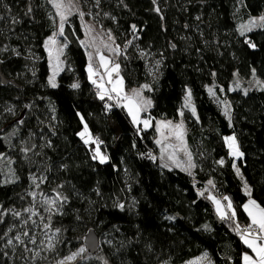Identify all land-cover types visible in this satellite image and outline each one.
<instances>
[{
  "label": "trees",
  "instance_id": "1",
  "mask_svg": "<svg viewBox=\"0 0 264 264\" xmlns=\"http://www.w3.org/2000/svg\"><path fill=\"white\" fill-rule=\"evenodd\" d=\"M81 1L124 49L119 63L126 87L151 86L145 94L153 105L143 117L179 120L184 111L196 167L192 175L162 167L153 156L159 153L155 125L134 126L115 104L106 111V99L98 98L88 79L86 49L79 43L85 32L77 15L65 24L66 67L52 88L43 45L56 30L49 18L51 13L57 21L55 10L47 0H0V69L9 80L4 84L0 78V154L14 161L11 167L19 176L15 183H0V205L23 211L33 202L28 192L38 190L30 188V176L47 177L39 189L67 197L52 216L53 228L61 229L58 257L82 245L91 229L100 238L97 253L88 252L75 264H185L204 253L212 264H242L249 250L234 225L217 219L209 191L204 196L198 192L212 180V195L228 196L237 216L247 222L242 205L249 197L235 163L251 198L264 206V90L249 89L247 95L243 87L229 91L236 77L252 79L253 69L264 81V29L244 36L238 31L250 18L264 16V0H100L98 7L95 0ZM75 82L77 89L71 87ZM212 85L230 100L231 123L209 94ZM189 89L195 116L183 108ZM98 104L102 115L90 111ZM84 123L103 142L106 163L93 159L91 145L78 135ZM233 134L244 153L238 159L229 155L223 139ZM32 145L25 156L20 149ZM4 220L0 235L20 225L11 215ZM28 254L22 246L13 250L0 241V264H31Z\"/></svg>",
  "mask_w": 264,
  "mask_h": 264
},
{
  "label": "snow or ice",
  "instance_id": "2",
  "mask_svg": "<svg viewBox=\"0 0 264 264\" xmlns=\"http://www.w3.org/2000/svg\"><path fill=\"white\" fill-rule=\"evenodd\" d=\"M47 2L52 6L55 10V17H58V23L53 18L52 14H49V18L53 20L54 27L57 30L53 31L51 35H49L44 41V48L47 53L49 59V68L51 70V74L48 77V84L52 88L58 87L56 77L59 75L61 71L64 70V61L61 57L64 55V50L68 47V37L65 35V24L69 21V18L73 15H77L81 21H83L85 15H91L92 13L89 11L85 13L80 7V0H47ZM155 3V0H153ZM100 4V0H95V5L98 7ZM159 11V8L156 9ZM32 12V8L29 6L28 13ZM3 19V17H0ZM84 31L87 36L90 37V40H79L81 47H84L86 50L91 49V51H87V67L86 72L88 74L89 81L95 85L98 89L97 96L100 100L115 101V106L122 107L126 110L128 116L131 118V122L134 126L143 125L144 128H148L152 126V117L147 116L142 118V114L147 113L148 110L152 107L153 102L150 98H147L143 95L145 90L152 91V88L149 84H143L138 88H131L130 90H125V82L124 77L121 75V63L117 62V58L123 55L120 45L115 44V39L112 36L111 30H107V41L99 36H93L92 33L95 31L93 26L88 24H84ZM133 31H135L136 26H132ZM254 28L264 29V16L259 18H250L247 23H243L239 26L238 31L241 36H244L247 32H251ZM75 35V32H73ZM60 37L63 40L59 39ZM99 40V43L97 41ZM108 41H111L109 43ZM249 43V46L255 48L254 43H250L247 39L245 41ZM132 43L131 40L124 45V48H127L128 45ZM107 53V54H106ZM141 55H145V53H141ZM96 60L98 63L94 64L93 61ZM160 61H156V64L159 65ZM103 69V74H101L100 69ZM215 75V73H213ZM99 77V80L96 79ZM105 77L107 80L105 81ZM253 77H255V70L253 69ZM111 85L110 88L106 87L105 84ZM235 87L238 89L240 87L239 81H235ZM256 84L260 86L261 90H264V83L260 81H256ZM73 89H77L80 87L79 82H75L71 85ZM207 87V86H206ZM208 92L210 95L215 96L216 93L213 92L212 87H208ZM235 90L230 88L229 91ZM220 91H224V89H220ZM249 89H244V94L247 95ZM224 115L229 119L231 123V115H230V105L227 101L224 102ZM27 107V106H26ZM106 108H110L111 105L105 104ZM183 108H188L191 110L192 115H196V109L192 105V93L191 90H187ZM11 111V109H10ZM178 115L180 117L184 116V111H179ZM81 121L83 123L84 118L81 117ZM23 123V121H20ZM168 131V135H165L164 130ZM156 131L160 134L161 139H157L155 143L157 145H162L161 147V159H163L164 155H167L168 160L171 161L173 165L181 168L182 171H187L189 175H192L191 169L196 167V165L192 162L191 153L188 152L187 145L184 140L185 136V127L183 119L178 123H173L172 120L167 121H157L156 122ZM80 138L83 140L85 145L94 144L96 147L94 149L93 159H98L101 164H104L108 161V157L106 154L101 152L100 145L103 143L99 138H94L89 131L88 125L86 123L83 124V130L78 133ZM170 138H174L178 141L177 144H164L165 140ZM225 144L229 149V155L234 158L243 157L244 153L240 150L239 143L235 134L230 136H225L224 138ZM35 148V145L29 147H22L20 150L22 153L27 156V153L32 151ZM172 149V151H169ZM179 149L184 153L187 157L186 164H182L181 160L176 156V150ZM151 155V154H149ZM153 159H155L153 157ZM7 161V171H5L3 162ZM14 161L7 157L5 154H0V176H3L4 179L0 181L3 184L15 183L19 180V176L16 174L15 170L11 167ZM221 165L224 164V160L218 161ZM162 167H168L167 164H162ZM233 168L236 170L237 175L241 176L243 179L239 168L235 163H233ZM32 184L30 188L39 189L40 185L47 179L45 176L37 177L36 175L30 176ZM39 181V182H37ZM208 184L213 188L215 185L212 180L208 181ZM244 193L248 198L247 202L242 205L243 211L246 213L249 218V223L246 226H241L240 223L236 222L234 231L237 235L240 236L241 241L245 244V246L251 250L253 255L249 253H244L242 256L243 264H264V206L259 204L255 199L251 198V188L247 184L244 183ZM208 189L205 188L198 192L200 196H204L205 192ZM28 195L32 197L33 203L27 208L23 209V213H27L26 217L22 216L21 211L15 208H3V205H0V224L5 222V216L11 215L13 220H19L20 225L17 226L15 223L7 228L2 235H0V241L3 242V246L5 248L11 247L13 250L19 246L23 247L25 252L33 251L28 247V245H37V238L34 231L29 229V222H31L34 226H40L42 230L45 231V235L47 236V232H53V237L56 233L61 231L60 228H52V216L58 214L60 208L63 207V203L67 200V197L63 196L62 193L57 192L54 197L46 195L42 190L40 192L41 199L39 203L41 206L45 207V211L49 213L48 217L45 218L39 212L34 210L35 204L37 203L36 197L37 192L35 190L29 191ZM23 199V197H22ZM207 199L210 200L216 208V213L221 220L227 221H236L237 212L233 207V203L228 196H223V200L227 201V205H222L221 201L217 199L212 194L207 196ZM119 208L123 209V204L117 205ZM39 216L41 221L40 225H37V221L33 220L32 217ZM167 219L172 220L174 217H167ZM207 227V226H205ZM10 233H14L10 235ZM53 237L48 238V243L46 248L48 250H53L55 245L52 243ZM39 246H44V241L41 240L39 242ZM45 250V247H41V251ZM87 249L85 247H80L77 251L71 252V254L65 255L63 258L57 260L56 264H73L74 261L77 260V257L82 256ZM40 256V251L33 252V261L36 257ZM46 258V257H45ZM204 261H207V264H212L211 260L208 258V254L204 253L203 256L197 257L194 260L188 262V264H203Z\"/></svg>",
  "mask_w": 264,
  "mask_h": 264
},
{
  "label": "rangeland",
  "instance_id": "3",
  "mask_svg": "<svg viewBox=\"0 0 264 264\" xmlns=\"http://www.w3.org/2000/svg\"><path fill=\"white\" fill-rule=\"evenodd\" d=\"M80 7H81V9L84 11V9H83V5H82V1L80 0ZM89 11L92 13V9L90 8V6H89ZM85 12V11H84ZM85 13H88V12H85ZM94 13H92L91 15H85L84 16V19H83V21H82V24L84 25L85 23L86 24H88V25H90V26H93L94 27V29H95V31L92 33V35L93 36H99V37H101V38H103L104 40H106L107 41V35H106V32H107V30L106 29H104L103 27H102V25L101 24H99V23H97L96 21H95V19H94ZM254 18V17H253ZM255 18H259V17H255ZM58 20H59V18L57 17V22H58ZM249 20H247V21H245L244 23H247ZM243 24V23H242ZM84 28V27H83ZM57 30V29H56ZM85 32V31H84ZM113 36V35H112ZM24 39H26V44H27V46H29V48H30V42L27 40V38H25V37H23ZM59 39H61V40H63L62 39V37H60ZM84 40H86V41H88V40H90V37L89 36H87L86 34H85V38H84ZM109 43H111V41H108ZM97 43H99V40L97 41ZM115 45H117L116 43L113 45V47H115ZM121 50H122V52H124V49L123 48H121ZM87 51H91V49H87L86 50V52ZM107 54V53H106ZM121 57V56H120ZM120 57H118L117 58V62H119V60H120ZM61 59L64 61V68L66 67V60H65V50H64V55L61 57ZM93 63L94 64H96V63H98V61H96V60H94L93 61ZM103 69L101 68L100 69V72H101V74H103ZM60 74V73H59ZM121 75H122V73H121ZM236 76H238V74L236 73ZM56 79H57V83H58V76L56 77ZM107 80V77H105V81ZM239 81V84H240V87L239 88H244V89H253V88H260V86L259 85H257L256 84V81L258 80V81H260V82H262V83H264V81L263 80H261V79H258V78H256V77H253L252 79H250V80H243V79H241V78H239V77H236L235 78V80L233 81V85H232V88H236L235 87V81ZM107 84V83H106ZM106 87H108V88H110L111 87V85H108L107 84V86ZM209 87H212L213 88V92H215L216 93V95L215 96H213L212 95V97H213V99H214V101H215V103L218 105V107L224 112V106H225V104H224V102L225 101H227V103L231 106V102H230V100L229 99H227L226 97H224L223 95L221 96V95H219L217 92H216V87H215V85H212V86H209ZM135 88H137V87H135ZM131 89V88H130ZM130 89H128L127 87H126V85H125V90L126 91H128V90H130ZM243 89V90H244ZM146 91V90H145ZM145 91L143 92V95L145 96V97H147V98H149L146 94H145ZM109 104V105H111V107L110 108H106V107H104L105 109H106V111H109L110 109H112V107H113V104H115L116 102L113 100V101H109V100H107V98H106V102H104V106H105V104ZM192 105H193V102H192ZM102 105H95L94 107H91L90 108V111L92 112V113H94V114H97V115H102L103 113H105V111H103V108L101 107ZM149 111V110H148ZM229 111H230V115H231V107H230V109H229ZM145 114V113H144ZM145 117V116H144ZM143 117V114H142V118H144ZM181 119H183L182 117L179 119V120H172L173 121V123L175 124V123H178V122H180V120ZM167 120H171V119H158V120H156V122L157 121H167ZM184 121V120H183ZM156 122H154L153 121V119H152V126L153 125H155V128H156ZM143 129H145L144 128V126L143 125H140ZM152 126H150V127H148V128H146V129H149V128H151ZM184 127H185V136H184V140H185V143H186V145H187V149H188V152H190L189 151V148H188V141H187V132H188V128H187V126H186V123L184 122ZM90 131V130H89ZM164 132H165V135H168V131L165 129L164 130ZM91 133V132H90ZM157 139H161V136H160V134L157 132V134H156V137H155V141L157 140ZM178 143V141H176L174 138H170V139H168V140H165L164 141V144L165 145H167V144H177ZM89 145H92V144H89ZM158 146V148H159V153L158 154H153V156L154 157H157L162 163H164V164H167L169 167H176L175 165H173L172 163H171V161H169L168 160V157H167V155H164V157H163V159H161V147H162V145H157ZM95 145H94V147H93V149L92 150H94L95 149ZM101 149V148H100ZM169 151H172V149H169ZM102 152V151H101ZM103 153V152H102ZM176 156H177V158L178 159H180L181 160V162H182V164H186V162H187V157L184 155V153L182 152V151H180L179 149H177L176 150ZM237 159V158H236ZM193 162V161H192ZM4 164H6L7 165V161H4L3 162V165ZM8 166V165H7ZM177 168H179V167H177ZM181 169V168H180ZM193 169L194 168H192L191 169V172L193 173ZM185 172H187V171H185ZM241 177V176H240ZM212 186L210 185V186H208L207 187V189H208V193L209 194H213L212 193V189L213 188H211ZM41 190L46 194V195H48V196H52V197H54L55 195H56V193L57 192H53V193H47V192H45L43 189H38L36 192H37V197H36V201H37V203L35 204V207H34V210L35 211H37V212H39L41 215H43L45 218H47L48 217V215H49V213L48 212H46L45 211V207L44 206H41V204L39 203V201H40V199H41V196H40V192H41ZM33 203V202H32ZM32 205V204H31ZM30 206V205H29ZM28 206V207H29ZM27 208V207H26ZM21 213H22V216H24V217H26L28 214L27 213H23V211H21ZM32 219L33 220H36L37 221V225H40L41 224V221H40V219H39V216H35V217H32ZM19 221V220H18ZM19 223H20V221H19ZM29 229L31 230V231H34V233H35V235H36V238H37V242H38V244L37 245H28V247L30 248V249H32L33 251H30V252H28L29 254H28V257H29V260H31V264H56V262H57V260H59V259H61V258H63V257H58V252H57V249H58V245H59V243H60V240H61V236H60V233H56L55 234V236L53 237V232H51V231H49V232H47V236L45 235V231L44 230H42V228L40 227V226H34V225H32L31 224V222H29ZM52 228H53V225H52ZM53 229H55V228H53ZM49 237H53V239H52V243L55 245V248L53 249V250H48L47 248H46V245H47V243H48V238ZM41 240H43L44 241V246H39V242L41 241ZM41 247H45V250H43V251H41ZM80 247H85L86 249H87V246L85 245V243H83L82 245H80L76 250H74V251H77ZM35 251H40V256L39 257H36L35 258V260L33 261V259H32V257H33V252H35ZM73 251V252H74ZM69 254H71V253H69ZM88 254V250L85 252V253H83L82 254V256H80V257H77V260L76 261H74L73 262V264H75L78 260H80L81 258H83V256L84 255H87ZM46 257V258H45ZM208 258H209V260H211V258L209 257V255H208ZM196 259V258H195ZM194 260V259H193ZM185 264H188V263H185ZM203 264H207V261H204L203 262Z\"/></svg>",
  "mask_w": 264,
  "mask_h": 264
},
{
  "label": "water",
  "instance_id": "4",
  "mask_svg": "<svg viewBox=\"0 0 264 264\" xmlns=\"http://www.w3.org/2000/svg\"><path fill=\"white\" fill-rule=\"evenodd\" d=\"M0 78L4 84L8 83V79L2 74V71L0 69ZM94 144L90 146L91 149H93ZM217 219L222 222V220L217 216ZM84 243L87 246V250L90 254L95 255L99 249L100 246V238L99 235L96 233L95 230L91 229L88 231L84 238Z\"/></svg>",
  "mask_w": 264,
  "mask_h": 264
},
{
  "label": "built area",
  "instance_id": "5",
  "mask_svg": "<svg viewBox=\"0 0 264 264\" xmlns=\"http://www.w3.org/2000/svg\"><path fill=\"white\" fill-rule=\"evenodd\" d=\"M96 79L99 80V77H96ZM94 89H95L96 92L98 91V89H97L96 87H95ZM211 191L214 192V189H212ZM236 222L240 223L242 227H243V226H246V225L248 224L247 222L241 220L238 216L236 217V221H235V222H232V221H231V223L234 225V227H235V223H236ZM238 236H239V235H238ZM239 237H240V236H239Z\"/></svg>",
  "mask_w": 264,
  "mask_h": 264
},
{
  "label": "crops",
  "instance_id": "6",
  "mask_svg": "<svg viewBox=\"0 0 264 264\" xmlns=\"http://www.w3.org/2000/svg\"><path fill=\"white\" fill-rule=\"evenodd\" d=\"M240 177V176H239ZM241 178V177H240ZM241 180H242V182H243V186H244V183L246 182L244 179H242L241 178ZM250 187V186H249ZM217 198V197H216ZM217 199H219L220 201H221V203H222V205H227V202H225L222 198L220 199V198H217ZM215 206V205H214ZM215 210H216V208H215ZM248 218V217H247ZM247 223H249V218H248V221H247ZM245 245V244H244ZM249 251H247V252H245V253H249L250 255H253L252 253H251V250L250 249H248ZM242 264H243V261H242Z\"/></svg>",
  "mask_w": 264,
  "mask_h": 264
}]
</instances>
